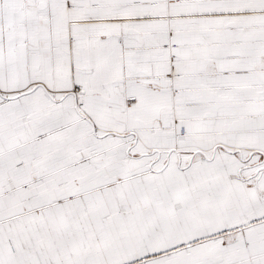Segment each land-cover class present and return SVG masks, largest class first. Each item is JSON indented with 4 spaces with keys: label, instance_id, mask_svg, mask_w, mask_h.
<instances>
[{
    "label": "snow or ice",
    "instance_id": "obj_1",
    "mask_svg": "<svg viewBox=\"0 0 264 264\" xmlns=\"http://www.w3.org/2000/svg\"><path fill=\"white\" fill-rule=\"evenodd\" d=\"M0 264H264V0H0Z\"/></svg>",
    "mask_w": 264,
    "mask_h": 264
}]
</instances>
